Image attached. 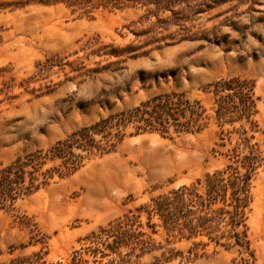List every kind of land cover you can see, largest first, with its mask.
I'll list each match as a JSON object with an SVG mask.
<instances>
[{
  "label": "rangeland",
  "instance_id": "obj_1",
  "mask_svg": "<svg viewBox=\"0 0 264 264\" xmlns=\"http://www.w3.org/2000/svg\"><path fill=\"white\" fill-rule=\"evenodd\" d=\"M215 2L153 26L147 8L0 0V172L22 159L34 182L0 198V264H70L100 227L244 160L241 244L176 239L166 264H264V0Z\"/></svg>",
  "mask_w": 264,
  "mask_h": 264
},
{
  "label": "trees",
  "instance_id": "obj_2",
  "mask_svg": "<svg viewBox=\"0 0 264 264\" xmlns=\"http://www.w3.org/2000/svg\"><path fill=\"white\" fill-rule=\"evenodd\" d=\"M228 1L231 0H218L215 4ZM188 3L189 0H99L98 6L114 10L147 8V14L140 18L139 23L156 18L153 26H158L165 23L170 25L171 16L184 14L189 8ZM176 7L181 11L177 12ZM150 103L137 108L134 116L150 115ZM79 134V137L86 138L90 129ZM64 144L60 142L53 150L61 152L67 149ZM246 163L244 160L242 166L229 165L221 171L207 174L204 183L198 180L189 187L182 186L169 194L152 198L150 203L138 208L137 213L130 211L100 227L97 232L87 236L88 246L76 251L70 264H89L85 256H91L95 264H140V260L146 256L152 257L151 264H166L176 258L172 247L176 239L189 240L199 235H205L217 246L225 248L231 242L240 245L246 232H240L239 228L244 224L245 212L251 201L250 181L256 170L255 165ZM27 166L28 162L18 159L0 172V198L14 203L16 198L11 191L12 185L18 187L20 194L33 193L34 182L26 187L23 185ZM77 169L73 167V170ZM12 174L16 175L15 179H11ZM198 185H203L204 189L201 190ZM37 189L39 186L34 190ZM216 204L221 206L214 208ZM143 214H146V222L142 219ZM162 230L166 235L165 242L155 238ZM27 262L47 264L41 253H34ZM15 263L20 264V260Z\"/></svg>",
  "mask_w": 264,
  "mask_h": 264
}]
</instances>
